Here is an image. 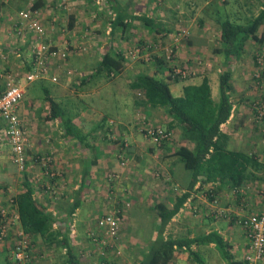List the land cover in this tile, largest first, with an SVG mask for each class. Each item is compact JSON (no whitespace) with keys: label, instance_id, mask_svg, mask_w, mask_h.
I'll list each match as a JSON object with an SVG mask.
<instances>
[{"label":"crops","instance_id":"1","mask_svg":"<svg viewBox=\"0 0 264 264\" xmlns=\"http://www.w3.org/2000/svg\"><path fill=\"white\" fill-rule=\"evenodd\" d=\"M118 1L121 5H125L129 14L136 15L132 8H130L132 5L128 4L127 7L126 1ZM140 1L141 0H133V9L140 7L139 4L142 3ZM169 3V6L165 5L151 9L149 18L155 20V17L158 15H156L153 10H162L160 12V16H162L160 20L164 23L158 20L161 23L159 24L158 22V24H156L157 30L152 31L149 29L148 32L154 33V38L158 37L161 44L163 41L175 44L177 47L176 58L174 60L176 61L175 64L192 67L193 69L197 68V71H201V74L186 79L172 80L169 78V75H167L168 72L162 74L161 71H158V65H155V69L147 73L165 78L169 83L170 90L174 96L182 95L184 85L199 84L203 77H207L211 88V97L214 101H217L219 95L215 84H217L219 74L227 67L231 73L230 78L233 85L234 96L231 97L233 103L232 112L228 120L221 125V131L227 135V146L229 149L251 154L259 163H262V165L250 166L248 168L249 174L253 176L250 179H247L239 188L243 185H247L250 181H256L259 184L264 183V135L261 136L258 134L257 129L252 130L251 126L245 122L247 119V112L250 110L248 102L253 99L249 96V94L253 92L251 86H254L255 84L251 79V75L257 68L252 60V55L255 49H264V23L258 27V38L248 39L245 42L244 50L235 56L230 55L227 59L228 62L225 59L224 53L220 51V23L225 19L241 24L248 23L261 12L264 7V0H224V2L221 3V5H218L217 9L214 11L210 9L212 7L210 5V0H171ZM41 12H43V10ZM152 13H155L154 17L152 16ZM9 18V11L4 9L2 4H0V93L5 88V82L8 79V76L11 77V75H14L16 71L13 70L17 68V62H15V59H11V54L15 52L11 42H13L15 38L12 34V27ZM132 21L135 22L141 20L134 19ZM43 23L46 24L44 21ZM112 28L111 25L108 29L106 28V34L110 36L109 39L108 36L103 41L102 38H99L98 40L95 39L94 44L92 45V47H94L98 45V42H102L100 45L101 55L103 54L102 51H107L109 47H114L115 44H117L114 41V37L118 32L121 34V31L119 27L113 28V30ZM128 29L129 27L121 34V36H126ZM44 31L45 39L49 42L52 41L50 44L55 42V39L58 38L51 32V26L44 28ZM178 31L186 33L180 36ZM78 32V29L75 30V36H77ZM128 38L129 37H126L125 40ZM75 41H77V39H75ZM28 42L30 43L29 46H31V44L34 45L33 38H30ZM217 48H219V51L217 50L215 52L214 49ZM69 56V61L76 59L71 58L73 54H70ZM54 58V53H51L49 55L50 62H56V59ZM100 59L101 56H99L97 63ZM27 62L29 63L30 61L27 60L26 63ZM52 62L50 64H53ZM97 63H94V68ZM133 64L134 62L130 63V65H125L124 70L116 75V77H120L124 73H130V71H133L135 75L140 73L136 72L139 67ZM199 64L200 66L197 67ZM66 65L69 69L73 67L79 71L80 77L77 79L79 84L85 83L86 80L83 79L93 73V70H91L92 66L89 67V65H74L71 62H67ZM100 76L105 79L104 75ZM88 77H91L88 80L93 83L94 76ZM46 81L47 79H45V84ZM97 84L98 83H96L95 86H92V88L90 87L88 92H86V88L82 89L81 86H79L81 92H78L77 94L75 93L74 96L78 95L79 98H77V100L80 102L82 98L89 94L96 95V93H98L103 96V84L102 82L99 86H97ZM130 89L131 87L124 92L128 93L131 97ZM43 91L44 96L40 98L34 96L37 98L35 100H31L29 97L28 100L26 99L27 94L29 95L28 92L24 95L18 105V117L27 133L28 143L25 151L26 154H28V147V149L34 153V158L37 154L39 155L44 151L45 153L53 152V155L57 160L55 166L61 173L58 172L60 174L57 179L58 181L52 183L56 176H50V173H48L49 171L45 170V183H42L40 189L36 184L33 185L31 177L30 179H27L33 189V198L36 204L40 208L45 209L46 212L51 213L55 219L52 227L55 231H58V238L66 235L70 239L69 234L72 225L74 226L72 231L75 230L78 235H81L84 238V235L86 237L88 229L93 228L92 223L95 222L96 217L101 213L106 212L108 203H110L105 194L108 188L107 185L102 182V174H104L105 178L106 173L114 170L119 172L122 169V166L119 165L115 158V151H113L114 146L111 139L108 138V134L116 133V135L123 138V140L121 139L120 141L121 144L125 141L123 148L125 147V150L127 151L135 150V153L147 152V149H145L146 139L141 134H138L135 131L136 128L131 124L137 106L138 109L143 108V110L144 106L137 105V99L132 98V104L130 103V121L113 120L108 121L107 123V121H104V119H106L105 116H107L106 112H104V108L98 113L95 111V107H92L91 111L94 115L91 116L90 113L87 114L86 110H83L81 107L79 108L75 103L70 104L71 99L73 98L71 93L75 92V90H70L64 84L59 88L45 85ZM253 93L256 92L254 91ZM46 97H50L57 102L61 109L66 113V115H64V120H61L60 118L52 119L49 117L50 106L47 103ZM105 97L107 98V95ZM40 101L45 102V109L41 108L40 110H42L44 115L38 116L45 122H41L42 128L40 127L38 129L35 126H40L39 122H36V124L34 123L33 128L31 126L32 123L30 122L29 124L27 121L37 120L36 116L37 111H39L40 106H38V104ZM72 105L74 108H72ZM162 111L163 115L158 116L160 113L162 114ZM146 112L153 121L159 122L161 125L163 124V127L167 128L172 121L171 117L166 113V110L163 107L148 108ZM87 115L89 118H87ZM65 118H69L70 121H65ZM29 126L31 127L29 128ZM176 128L177 127L171 128V131L173 132V140L170 145L168 144L157 149L149 148L148 151L150 153L145 157L151 160V162L154 160L155 162H158L160 170L168 173L171 180L177 185L182 186V191L185 192L190 176L185 170L183 162L175 157L172 151L176 145H186L192 148L194 143L192 141H189L188 143V140L181 137V134L179 138V133ZM5 144L8 146V149L4 147ZM254 149H256V151L251 153L250 151ZM11 152V146L6 135L5 122L0 118V204L4 203L2 186H10V191L13 192V195H16L23 188L24 179L22 180L20 187L18 186L17 181L19 177L17 178V175H19V173H17L15 166L11 162ZM97 178H101V180L99 182L95 181ZM205 186L206 184L200 185V183L197 182L194 185V188L189 191V196L183 202L179 211L166 225L164 236L194 237L209 233L210 231H217L228 243L233 263L246 264L244 257L248 251L247 239H244V237L241 238L240 229L238 228L237 230V228H235L237 226L233 224L234 222L232 223V221L229 222L227 220H222V216H220L221 214L225 217L229 216L230 213L227 209L233 207L230 205L232 201L224 199L220 202V206H223L222 209L224 210L220 211L221 207L217 208L212 203H207L205 201L203 197ZM52 189H56L57 192L55 195L51 193ZM43 190L45 191V194H43ZM224 190L225 188L220 189L215 185V194ZM255 192L256 189L254 188V193ZM215 194L213 193L214 196ZM244 195L245 193L238 195L239 198L236 199V202L233 204L235 205L234 209H238L241 205L244 206ZM175 200L176 199L167 201L162 200L158 202H162L168 207H171ZM255 200H253L254 205L256 203ZM208 201H211V198H209ZM261 203L262 202L256 204L258 209H264V205ZM195 207L199 214L192 217L189 212L195 209ZM219 212L221 213L220 215ZM159 222L160 219L156 212V228L153 232L154 237ZM237 231L238 233H236ZM153 236L151 237V241L154 238ZM71 242L72 240H70V244ZM148 246L145 249V253L148 250ZM191 249L193 253L196 254L199 261L203 258L208 260L207 264L228 263L221 256L214 243L193 244ZM243 250L245 252L243 260H236L237 255L241 258L240 255ZM74 252L76 253V251ZM76 255L79 258L77 253ZM190 258L193 259V256H189L186 250L178 249L175 252V257L169 264H181V262H183L182 264H194L196 261L194 262L193 260L192 262ZM66 264L68 263L66 262ZM138 264H140V261Z\"/></svg>","mask_w":264,"mask_h":264},{"label":"rangeland","instance_id":"2","mask_svg":"<svg viewBox=\"0 0 264 264\" xmlns=\"http://www.w3.org/2000/svg\"><path fill=\"white\" fill-rule=\"evenodd\" d=\"M34 1L36 0H0L2 7L7 9L10 14L9 22L11 23L12 34L15 38V40L11 42L15 50V52L11 54V59H15V62H17V68L13 71H16L14 74L16 81L21 82L25 89L24 95L29 92L26 99L28 100L29 97V99L31 98V100H35L37 98L34 96H38L39 98L43 97V88H45V85L59 88L62 84H64L70 90H75V92L71 93L73 98L71 99L70 104L75 103V105L79 108L81 107L83 110H86L87 114L90 113L91 116L94 115L91 111L92 107H95V111L98 113L102 108H104V112H106L107 115L105 116L106 119H104V121H107V123L108 121L113 120L130 121V103L133 100L132 98L139 101L142 97L140 90L137 89H133L132 91L131 88L129 90L131 92V97L128 93L124 92L129 89L130 86L128 85L135 76L133 71H130V73H124L120 77L105 76V79L100 75H95L93 77V83L88 80L89 82L85 81V83L79 84L77 82V79H79L78 77H80L79 71L73 67L69 69L66 65L67 62H71L74 65L80 64L81 66L89 65V67L92 66L91 70L94 71L93 66L97 63L99 56H102L100 50L102 42H98V45L94 47H92V45L94 44L95 39L98 40L99 38H102L103 41L107 36L108 39L110 37L106 34V28L108 29L110 26V22L113 19V13L111 12L108 0H43L44 4L42 7L37 10H32ZM123 1H126L127 7L128 4L133 6V0ZM140 2H142L139 4L140 7L133 9L131 6L130 8H132L134 14L136 15L149 17L151 9L165 5L169 6V2H171V0H141ZM223 2L224 0H210V5L212 6L210 9L214 11L217 9L218 5H221ZM22 10H31L33 15L42 24L43 29L47 28V26H51V32L58 37L55 39V42L50 44L52 41H47L44 34L42 35L41 40L44 42L46 41L45 43L49 45V55L54 53V59H56V62L51 61L53 64H50L51 62L48 55L43 71L38 72L37 76L33 80H27L26 78V75L32 72L27 71L26 67L32 61V48L34 46L32 44L29 46L30 43L28 40L30 38H33L34 40V37L36 38L37 35L30 30L29 32L26 22L20 20L19 12ZM42 10L43 12H41ZM161 11L157 9L153 10V12L158 15L155 17L157 22L152 18L156 24L161 21ZM155 13H152L153 17ZM43 21L46 24H44ZM161 22L164 23L163 21ZM161 22H159V24ZM130 23L131 25L128 29L127 35L124 34L126 36L123 37L120 32H118L114 37V41L117 43L114 47L124 53L126 62L125 65H130V63L134 62L133 65L139 67L136 72H150L155 69V65L158 64L156 59L160 60L161 58H166V48L173 49L170 58L171 62L175 60L177 53V47L175 44L167 43L166 41H163L161 44L158 37L154 38V33L148 32L149 27L144 25L142 21L134 22L131 20ZM77 29L79 32L77 33V36H75V30ZM183 31H178L180 36L186 33ZM126 37L129 38L125 40ZM75 39H77V41H75ZM104 51H102V53H104ZM70 54H73L71 58L76 59L69 61ZM257 57L261 59L262 63L258 64ZM27 60L30 62L26 63ZM252 60L258 68H256V71H253L251 75V79L255 83L254 86L252 85L251 87L253 88V92L255 91L256 93L252 92L249 94V96L253 99L248 102L250 110L247 112V119L245 122L251 126L252 130L257 129V133L263 136L264 120L255 118L254 105L255 103H260V101L264 102V49H255L252 55ZM174 63H176V61H174ZM169 64L170 63H168V65ZM199 66L200 64L197 67ZM188 68L191 70L190 77L201 74V71H197V68ZM158 71H161L162 74H166L168 72L166 67L163 68V70L159 68ZM34 72H37L36 66L34 67ZM255 72H260V76L256 77L254 75ZM167 75H169V73ZM45 79L49 81H46V84ZM101 82L103 84V96L98 93H96V95L89 94L82 98L81 102L77 100V98H79L78 95L74 96L75 93L77 94L78 92H81V88H86V92H88L90 87L92 88V86H95L96 83H98L97 86H99ZM79 86H81V88H79ZM215 87L219 95L218 81L217 84H215ZM106 95L107 98L105 97ZM233 96L234 95H232V97ZM137 105L141 106L139 103H137ZM38 106L40 107L39 111H37V120L27 122L29 124L31 122L32 127L34 123L36 124V122H39L40 126H35L39 129L40 127L42 128L41 122H45L38 116L44 115L40 109H45V102L40 101ZM72 108H74L73 105ZM160 115H163V111L162 114L160 113L158 116ZM87 118H89L88 115ZM145 118L146 121L143 120ZM131 122L134 128H136L135 131L146 139L145 149H147V152L135 153V150L127 151L125 150V147L123 148L121 145L120 140H123V138L116 135V133L108 134V138L111 139L114 146L113 151H115V158L119 165L122 166V169L119 172L114 170L110 171V174L106 173L105 178L104 174H102V182H104L103 184H106L108 188L105 194L107 195V200L110 203H108L106 212L101 213L96 217L95 222L92 223L93 228L88 229L86 237L84 235L83 238L81 235H78L75 230L72 231L73 228H71L69 234L70 240H72L71 245L73 250L79 255L80 261L83 264H138L139 261H141V258H143L145 249L151 242V237L153 236V232L156 228V210L154 205L158 201L174 200L183 192L182 186L173 182L168 173L160 170L158 162H155V160L151 162V160L145 157L150 153L148 151L149 148L157 149L161 146L151 142L149 138L144 136L141 131V125L144 123L161 128L166 127H163V124L161 125L159 122L153 121L148 116L145 109H138V106L135 109L134 118H132ZM31 126H29V128ZM175 127H177L176 129L180 138L181 130L178 126ZM169 133L170 137L165 142L166 145H170L173 140V132L170 131ZM181 137L183 136L181 135ZM186 140H188L189 143L190 140ZM4 147L8 149L6 144ZM175 147H177V145ZM27 151V167L24 170H19L11 152V162L15 166L17 173H19V175H17V178L19 177L17 181L18 186L20 187L24 178L30 179L31 177L34 181L33 182L31 180L33 185L36 184V186L40 189L42 183H45V170L49 171L48 173H50V176H56L52 183L54 181L57 182V179L60 176L58 173L60 170L55 166V162L57 160L53 155L54 153H45L44 151L39 155L37 154L34 158V153L28 149V147ZM254 151H256V149L251 150L250 152L254 153ZM100 180L101 178H97L95 181L99 182ZM248 184L239 188V192L225 189L224 191L215 194L216 184L209 183L206 184L203 191L205 201L207 203H212L217 208L221 207L220 211H224L222 209L223 206H220V202L224 199L232 201L230 205L233 207L227 209L230 213L229 216L225 217L220 212L219 215L221 214L220 216H222V220H227L229 222L232 221V223L234 222L233 224L237 226L235 228H237V230L238 228L240 229V236L241 238L244 237V239H246V237L239 220L253 212H264V209H258L256 206L259 202H262L261 204L264 205V194L261 193V190L264 189V183L259 184L256 181H250ZM2 187L4 203L0 204V209H7L9 214L12 215L15 212L12 202L15 195H13V192L10 191V186ZM254 188L256 189L255 193ZM56 192V189L51 190L53 195H55ZM211 193H214L215 197L211 199V201H208ZM244 193V206L241 205L238 209H234L235 205L233 204L236 202V199L239 198L238 195H242ZM43 194H45L44 190ZM253 200L256 202L255 205ZM193 210H191L189 214L192 217H195V215H198L199 213L196 211V207ZM108 212H116L120 217L118 232L116 236L112 238L105 234V230L99 224L100 218ZM10 220V218H7L5 222L8 224V222L10 223ZM19 231H22L23 234H19ZM236 233H238V231ZM5 234V237H0V264H20V262L14 259L13 252L15 247L20 245L23 240L27 241V245L29 247V264H66L65 247L58 243L49 245L44 242L41 237L27 234L21 228L19 220H17L13 225H7ZM244 254L245 252L243 250L240 255L241 258L237 255L236 260L241 259L242 261ZM190 260L193 262L192 258H190ZM182 263L183 262H181V264ZM207 263L208 260L202 258L199 263L195 262L194 264ZM259 264H264V261Z\"/></svg>","mask_w":264,"mask_h":264},{"label":"trees","instance_id":"3","mask_svg":"<svg viewBox=\"0 0 264 264\" xmlns=\"http://www.w3.org/2000/svg\"><path fill=\"white\" fill-rule=\"evenodd\" d=\"M113 19L111 27H119L121 34L131 25V20H141L150 30L156 29V23L152 18L144 15H132L127 12L125 5L118 0H108ZM44 4L43 0H36L32 10H37ZM264 23V7L261 12L248 23L241 24L225 19L220 23V44L227 61L231 55L240 54L244 50L245 42L252 38L257 39L258 27ZM112 28V30H113ZM124 37V36H123ZM219 51V48L214 51ZM34 54L32 61L27 65V71H34ZM159 68H171V60L167 58L156 59ZM174 62V61H173ZM228 62V61H227ZM124 53L115 47H109L105 51L94 68L92 75L116 76L125 67ZM168 63H170L168 65ZM182 66V65H179ZM230 70L227 67L219 74V98L214 101L211 97L209 79L203 77L199 84H186L183 86L182 95L174 96L170 90L169 83L165 78L157 77L150 73H138L129 84L132 89L140 90L142 97L137 103L144 106L145 111L154 107H163L172 121L166 131L178 126L183 138L194 143L193 147L186 145L177 146L173 154L183 162L185 170L190 179L186 191L176 197L171 207L162 202H157L154 208L160 219L155 237L150 242L148 250L144 253L140 264H169L175 257L178 249H184L193 260L199 263L196 254L191 247L193 244L214 243L221 256L229 263L234 264L229 252V245L217 231L194 236V237H172L164 236V230L171 218L179 211L183 202L189 196V191L199 182L202 184H216L220 189L225 188L239 192L238 188L253 175L249 174L250 166L262 165L253 155L229 149L227 146V135L221 131V125L225 123L232 112L233 85L230 78ZM86 76L83 80L88 81L91 77ZM179 76L169 78L173 80L186 79ZM3 92V91H2ZM1 92V93H2ZM0 93V94H1ZM50 106L49 117L64 120L66 113L57 102L46 97ZM146 121V118L143 119ZM264 120V117L262 118ZM65 121H70L65 118ZM169 139V138H168ZM162 141L158 146H165ZM125 145V141L122 142ZM215 196L211 193L210 198ZM17 210L19 223L24 232L37 235L47 244L58 243L66 249V262L68 264H82L70 244L68 236L58 238V231L53 229L55 219L52 214L40 208L34 198L33 189L27 178H24L23 188L13 197ZM29 264V263H27Z\"/></svg>","mask_w":264,"mask_h":264},{"label":"built area","instance_id":"4","mask_svg":"<svg viewBox=\"0 0 264 264\" xmlns=\"http://www.w3.org/2000/svg\"><path fill=\"white\" fill-rule=\"evenodd\" d=\"M19 17L21 21L26 22L28 30L37 35L34 39L33 46V54L35 56L34 62L37 72L33 71L26 75L27 80H33L37 76V73L42 72L44 69L46 59L49 55V45L41 40L44 29L31 10L20 11ZM165 50L166 58L170 61V55L173 49L166 48ZM257 62L258 64L262 63L259 57H257ZM190 72L191 70H189L187 66H179L174 62H172L171 68L168 70L169 75L172 77L179 76L180 78L187 77L190 75ZM254 75L259 77L260 72H255ZM15 78L14 75H11V77L8 76L5 89L0 94V118L5 122L6 135L11 146L13 159L19 170H24L27 167L28 159L25 151L27 146V133L18 117V105L23 98L25 89L22 83L16 81ZM254 111L255 118L262 120L264 117V102L260 101V103H255ZM141 131L145 137L149 138L155 144H160L170 137V133L165 129L144 123L141 125ZM261 193L264 194V189L261 190ZM13 206L15 208L14 202ZM7 218L11 219L8 224L5 222ZM17 220H19V218L16 208L12 215L9 214L7 209H0V237H5L6 226H10V224L13 225ZM119 223L120 217L116 212L105 213L99 220V224L105 230V234L110 238L116 236ZM239 223L248 241V251L244 257L246 264L261 263L264 261V212L250 213L242 217ZM71 228L74 229V226L72 225ZM18 233L21 235L23 234L22 231ZM28 250L27 241L23 240L21 244L14 249V259L20 262V264H27L30 261Z\"/></svg>","mask_w":264,"mask_h":264}]
</instances>
